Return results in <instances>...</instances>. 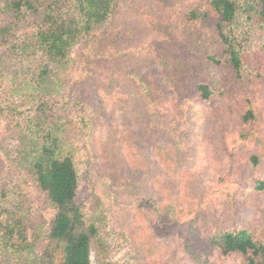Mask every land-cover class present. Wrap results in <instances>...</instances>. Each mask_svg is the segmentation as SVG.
Here are the masks:
<instances>
[{
  "label": "rangeland",
  "instance_id": "374dc122",
  "mask_svg": "<svg viewBox=\"0 0 264 264\" xmlns=\"http://www.w3.org/2000/svg\"><path fill=\"white\" fill-rule=\"evenodd\" d=\"M174 1L172 12L160 0H119L108 31L76 45L61 73L58 108L68 101L70 125L82 127L81 117L88 122L74 145L79 199L99 228L92 264H248L243 255L223 256L208 246L210 233L245 227L264 241V188H258L264 182V31L257 18L240 29L247 67L242 78L227 69L220 76L230 98L202 100L193 88L202 77L183 70L179 97L156 57L166 37L150 24L167 22L180 39L173 54H182L191 71L201 68L178 25L180 12L174 14L185 0ZM15 62L1 70L3 96L11 87L8 71L33 59ZM250 108L256 117L251 123L244 119ZM6 123L0 119V185L5 179L21 183L14 197L27 195L20 199L30 219L51 218L54 210L42 193L12 169L6 152L14 139ZM155 148L163 149V162Z\"/></svg>",
  "mask_w": 264,
  "mask_h": 264
},
{
  "label": "trees",
  "instance_id": "16d2710c",
  "mask_svg": "<svg viewBox=\"0 0 264 264\" xmlns=\"http://www.w3.org/2000/svg\"><path fill=\"white\" fill-rule=\"evenodd\" d=\"M160 1L172 12L177 5L174 0ZM118 5L119 0H0V72L6 61L33 59L11 74L8 71L11 87L4 96L0 94V119L7 122L14 139L6 155L20 182L32 184L44 196L46 206L54 210L51 218L30 219L31 210L20 199L23 193L14 197L21 183L2 181L0 264H92V246L98 243L99 228L96 221L88 219L79 199L74 145L79 130L88 122L84 124L86 119L81 117L78 123L82 127L70 125L74 119L68 112V101L58 108L62 97L57 95L64 88L61 73L73 48L88 43L97 32L106 33L107 22ZM184 5L174 14L180 12L178 25L186 34L183 38L199 54L202 65L195 71L187 69L184 56L171 51L180 41L178 34L167 22L150 19L166 37L167 44L156 51L165 80L167 77L176 96L181 97L183 76L178 70L189 72L191 77L196 73L202 79L194 80L193 88L202 100L230 98L232 91L220 76L227 69L234 78H242L249 51L240 29L244 22L257 18L264 31V0H185ZM173 108L178 106L173 104ZM244 119L250 123L256 119L253 109L247 110ZM161 150L155 148V153L163 162ZM252 161L257 165L258 157L252 156ZM258 188H264V182H258ZM210 234L207 245L221 255L240 254L248 264H264V241L250 229L215 227ZM37 242L40 252L35 247ZM196 262L200 263L198 257Z\"/></svg>",
  "mask_w": 264,
  "mask_h": 264
}]
</instances>
